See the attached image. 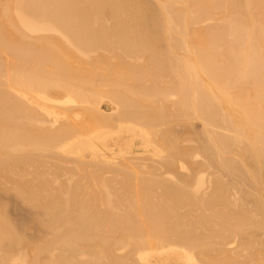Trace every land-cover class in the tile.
<instances>
[{"label":"bare ground","instance_id":"6f19581e","mask_svg":"<svg viewBox=\"0 0 264 264\" xmlns=\"http://www.w3.org/2000/svg\"><path fill=\"white\" fill-rule=\"evenodd\" d=\"M0 264H264V0H0Z\"/></svg>","mask_w":264,"mask_h":264},{"label":"rangeland","instance_id":"374dc122","mask_svg":"<svg viewBox=\"0 0 264 264\" xmlns=\"http://www.w3.org/2000/svg\"><path fill=\"white\" fill-rule=\"evenodd\" d=\"M13 217H15L14 215H12Z\"/></svg>","mask_w":264,"mask_h":264}]
</instances>
